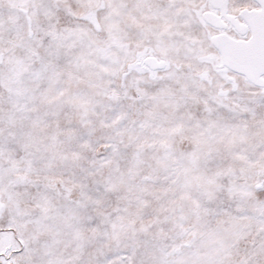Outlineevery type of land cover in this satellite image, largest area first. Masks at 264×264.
<instances>
[{
    "label": "snow or ice",
    "instance_id": "obj_1",
    "mask_svg": "<svg viewBox=\"0 0 264 264\" xmlns=\"http://www.w3.org/2000/svg\"><path fill=\"white\" fill-rule=\"evenodd\" d=\"M0 264H264V0H0Z\"/></svg>",
    "mask_w": 264,
    "mask_h": 264
}]
</instances>
